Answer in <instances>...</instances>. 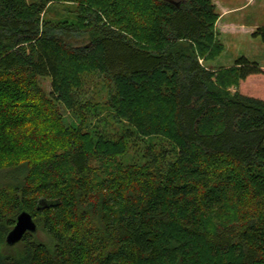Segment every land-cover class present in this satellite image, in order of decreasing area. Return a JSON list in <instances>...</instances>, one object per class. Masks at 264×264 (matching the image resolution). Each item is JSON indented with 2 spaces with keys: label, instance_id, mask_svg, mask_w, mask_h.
Segmentation results:
<instances>
[{
  "label": "trees",
  "instance_id": "trees-1",
  "mask_svg": "<svg viewBox=\"0 0 264 264\" xmlns=\"http://www.w3.org/2000/svg\"><path fill=\"white\" fill-rule=\"evenodd\" d=\"M48 1L76 22L44 19ZM219 17L212 0H0V264H264V67L204 66ZM79 27L91 46L62 37ZM98 74L110 136L82 95ZM23 211L38 231L9 247Z\"/></svg>",
  "mask_w": 264,
  "mask_h": 264
},
{
  "label": "rangeland",
  "instance_id": "rangeland-1",
  "mask_svg": "<svg viewBox=\"0 0 264 264\" xmlns=\"http://www.w3.org/2000/svg\"><path fill=\"white\" fill-rule=\"evenodd\" d=\"M27 1L29 3H45L46 0ZM168 1L178 3L180 0ZM212 2L216 5V11L220 16L215 25L214 41L222 43L224 50L215 60H202L204 66L216 71L220 68L232 66L239 58L246 57L250 61L258 62L263 67L264 43L260 38H255L252 35L257 28L264 26V0H212ZM46 9L48 13L43 14V18L49 19L50 22L63 21L68 24L76 22L77 5H59L48 1ZM103 22H108V19H103ZM62 37L74 47L92 45L91 34L84 28L79 27L75 28L73 32H65ZM41 85L47 93L51 92V80L49 78H42ZM105 90L104 79L98 74L87 78L82 95L84 101H90L96 105L94 108L95 121H91V119L89 127L93 128L95 126L100 133L110 136L121 128V124L118 123L117 119L104 104L107 97ZM232 92H235V89ZM89 117L91 118L92 116L89 115ZM139 138H137V144L140 145L132 147L124 159L128 164L143 161L141 158L142 148H140L142 143L139 142ZM144 141L155 144L156 151L161 152L164 149L168 152L165 159L166 162L173 161L175 157L173 146L164 138L153 137L144 139Z\"/></svg>",
  "mask_w": 264,
  "mask_h": 264
},
{
  "label": "water",
  "instance_id": "water-1",
  "mask_svg": "<svg viewBox=\"0 0 264 264\" xmlns=\"http://www.w3.org/2000/svg\"><path fill=\"white\" fill-rule=\"evenodd\" d=\"M169 2L178 5V3H174L172 1ZM37 231L38 225L33 216L27 211H23L18 215L14 228L7 235L6 245L9 247L16 246L22 242L26 234L36 233Z\"/></svg>",
  "mask_w": 264,
  "mask_h": 264
},
{
  "label": "crops",
  "instance_id": "crops-1",
  "mask_svg": "<svg viewBox=\"0 0 264 264\" xmlns=\"http://www.w3.org/2000/svg\"><path fill=\"white\" fill-rule=\"evenodd\" d=\"M254 62H256V61H254ZM258 63V62H257ZM261 65V64H260ZM264 67V66H263Z\"/></svg>",
  "mask_w": 264,
  "mask_h": 264
}]
</instances>
